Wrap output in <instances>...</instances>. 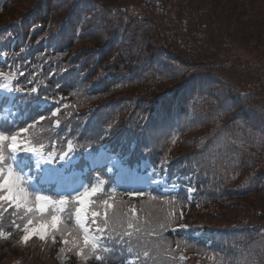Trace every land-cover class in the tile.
Instances as JSON below:
<instances>
[{
  "label": "trees",
  "instance_id": "16d2710c",
  "mask_svg": "<svg viewBox=\"0 0 264 264\" xmlns=\"http://www.w3.org/2000/svg\"><path fill=\"white\" fill-rule=\"evenodd\" d=\"M2 51V73L15 77L18 124L49 118L25 139H39L47 152L54 141L55 150L64 147L66 126L97 141L109 127L112 145L193 173L206 192L192 201L184 188L106 193L122 211L139 210L151 257L136 259L134 234L127 260L264 264V0H0ZM37 86L68 106L60 130L34 103ZM225 137L229 146L217 147ZM180 215L212 242L174 230ZM19 235L0 238V264L14 256L18 264H56L59 242L25 246Z\"/></svg>",
  "mask_w": 264,
  "mask_h": 264
},
{
  "label": "snow or ice",
  "instance_id": "6c2138e0",
  "mask_svg": "<svg viewBox=\"0 0 264 264\" xmlns=\"http://www.w3.org/2000/svg\"><path fill=\"white\" fill-rule=\"evenodd\" d=\"M0 80L3 81L0 82V91L9 95L17 91L12 86L15 82L12 74L0 73ZM37 91L31 89L33 93ZM3 102H9L8 96ZM7 110L11 112V109ZM59 115V108L51 113L53 117ZM46 119L49 118L40 115L31 124L20 125L16 119L4 118L0 123V238L10 239L12 232L16 231L20 233L18 243L25 246L33 239L41 243L59 242L61 247L57 252L62 264L72 255L82 264H87L90 259L97 264H116L117 258L119 264H134L124 253L133 254L132 238L135 234L136 246L142 248L135 253L136 259L142 255L148 260L151 253L139 236L142 230L136 222L139 210L131 207L122 211L121 206L110 202L114 197L105 195L124 188L121 183L124 176L135 175L126 167L128 161L124 154L106 153L99 159L94 158L77 175V150L71 139L64 138V147L59 152L55 150L56 142H52L47 146L46 154V146L39 139H25L33 126ZM53 124L59 128V119ZM216 146L227 148L228 138H221ZM89 155H92L91 151ZM56 163L58 167L54 166ZM161 170H164L163 165ZM153 182L149 177L148 183ZM125 191L129 196L144 195L142 189ZM100 208L103 211L98 210ZM5 220L10 225L7 232L3 230ZM68 221H72L71 226ZM180 258L184 259L183 256ZM223 259L221 257L222 264Z\"/></svg>",
  "mask_w": 264,
  "mask_h": 264
},
{
  "label": "rangeland",
  "instance_id": "374dc122",
  "mask_svg": "<svg viewBox=\"0 0 264 264\" xmlns=\"http://www.w3.org/2000/svg\"><path fill=\"white\" fill-rule=\"evenodd\" d=\"M3 94H8L6 92L0 91V96ZM7 109H11V112H9ZM16 110L14 109V106L11 105L10 103L7 104L5 107L0 106V119L8 117L12 114H14ZM91 151V150H90ZM89 151V152H90ZM112 150H108L107 148H103L99 153H95L91 151L92 155H89V152L87 153V159L90 162L91 160L99 159L103 155L107 154H112ZM146 171H141L138 169L137 164H130L128 163L126 165L127 168H130L132 172L135 173V175H126L122 178L121 183L124 185V188H120L118 190H124L127 189V191H135L137 189H150L152 186L159 185L161 189L164 192H170L173 190L177 189V183L170 182L167 180V177L164 174L157 173L155 172L154 167L151 165L152 163L146 162ZM54 166L58 167L59 164L56 163ZM76 174H80V169L76 168L75 169ZM147 173V175H145ZM152 177L154 182L153 183H148V178ZM60 264H62V261L59 259ZM63 264H70L68 261L63 262Z\"/></svg>",
  "mask_w": 264,
  "mask_h": 264
}]
</instances>
